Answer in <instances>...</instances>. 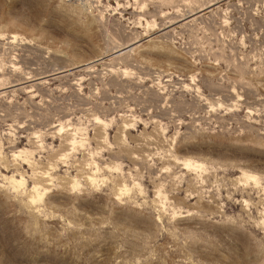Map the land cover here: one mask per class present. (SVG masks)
Segmentation results:
<instances>
[{
	"label": "rangeland",
	"instance_id": "374dc122",
	"mask_svg": "<svg viewBox=\"0 0 264 264\" xmlns=\"http://www.w3.org/2000/svg\"><path fill=\"white\" fill-rule=\"evenodd\" d=\"M0 264H264V0H0Z\"/></svg>",
	"mask_w": 264,
	"mask_h": 264
},
{
	"label": "bare ground",
	"instance_id": "6f19581e",
	"mask_svg": "<svg viewBox=\"0 0 264 264\" xmlns=\"http://www.w3.org/2000/svg\"><path fill=\"white\" fill-rule=\"evenodd\" d=\"M127 47V46H126ZM125 48V47H124Z\"/></svg>",
	"mask_w": 264,
	"mask_h": 264
}]
</instances>
